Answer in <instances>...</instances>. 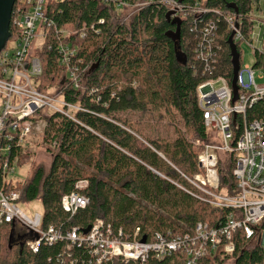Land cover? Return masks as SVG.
<instances>
[{
	"label": "trees",
	"instance_id": "16d2710c",
	"mask_svg": "<svg viewBox=\"0 0 264 264\" xmlns=\"http://www.w3.org/2000/svg\"><path fill=\"white\" fill-rule=\"evenodd\" d=\"M168 1L180 5V11L165 0L46 1L45 14L53 25L47 28L38 53L42 70L37 89H62L64 100L79 104L84 111L76 114L78 122L39 111L40 116L31 121H45L42 139L52 155L48 171L38 167L21 184L0 180L5 192H20L19 202H40L43 229L53 225L62 233L73 227L83 231L99 218L114 230L131 232L139 227L140 235L150 240L156 233L167 238L181 235L198 221L215 225L228 212L188 193L198 191L181 175L191 177L199 172V150L194 145L210 140L196 94L204 78L200 73L203 62L193 51L198 39L190 28L197 6L208 9L207 16L214 22L220 19L214 37L217 66L213 73L231 80L227 44L231 30L224 17L235 15L247 36L252 27L247 18L252 0ZM139 3L138 12L128 22L120 21L119 9ZM16 7L17 1L9 25L11 39L19 36L14 23ZM175 17L181 21L177 40L168 35L175 30L171 23ZM82 25V35L65 38L56 33L63 26L80 32ZM59 43L76 49L72 60H81L79 69L87 66L79 88H71L64 79L66 68L56 49ZM248 115L264 121V98ZM30 156L13 142L5 159L10 165L16 160L20 166ZM231 164L225 172L218 165L220 186L230 191L236 188L232 159ZM80 180L87 181L77 191L88 204L71 217L60 199L76 190L74 185ZM19 227L0 224V264H79L81 257H89L83 247L69 248L66 239L42 244L33 253L25 245L30 234ZM234 242L232 254L203 257L196 264H223L229 258L234 264H264V249L256 240H247L238 232ZM137 264H184V260L174 252Z\"/></svg>",
	"mask_w": 264,
	"mask_h": 264
},
{
	"label": "built area",
	"instance_id": "2783aa9c",
	"mask_svg": "<svg viewBox=\"0 0 264 264\" xmlns=\"http://www.w3.org/2000/svg\"><path fill=\"white\" fill-rule=\"evenodd\" d=\"M14 23L19 36L6 41L0 51V180L4 181L3 172L13 171L5 159L10 144L26 146V139L31 133V118L43 114L59 113L78 122L76 114L84 109L75 103L64 100L62 89L49 88L45 92L37 89V78L42 66L38 53L42 49L47 28L53 22L45 14L47 0H15ZM14 2V5H15ZM175 11L180 5L165 0ZM124 5V3H122ZM121 4V5H122ZM13 5V6H14ZM13 9V8H12ZM206 8H194L195 19L190 32L195 34L197 42L194 53L203 62L201 76L204 77L196 88L197 103L202 112L204 127L210 133V140L202 143V151L197 156L199 172L187 177L181 175L196 188L198 193L187 191L214 207L228 209L224 217L215 225L198 221L190 230L181 235L167 238L160 233L154 234L150 240L140 235V228L127 232L122 228H114L105 224L102 219H95L87 232L76 227L62 233L56 226L41 227L42 214L27 216L18 207L20 192L16 189L5 192L0 186V224H13L23 227L30 238L25 245L36 253L42 244L51 245L58 240L66 239L68 247H83L89 257L79 260V264H137L145 262L150 256L161 259L171 253L178 252L183 256L184 264H196L200 258L212 257L216 254H232L235 250L234 237L238 232L247 240H256L264 249V121L250 118L249 111L264 98V7L260 0H252L251 10L247 18L252 25L247 36L243 35L235 15L224 17L228 28L234 31L233 41L236 46L240 42H251V36L258 32L260 49H254L255 60L252 64L240 63L237 71L236 99L233 100L231 80L224 75H214L217 66L214 37L218 30V22L207 16ZM237 24V27H235ZM242 26V25H241ZM80 32L63 26L56 29L62 37L82 35ZM58 31V32H57ZM41 40L37 52L32 53L35 42ZM62 55L59 62L66 68L67 85L79 88L87 70V66L79 69L80 59L76 49L69 44H56ZM239 52V51H238ZM72 60V61H71ZM72 63V64H71ZM199 144V142H197ZM225 155L232 159V176L236 180L235 190L221 188L218 161ZM12 183V182H11ZM175 185L179 186L175 183ZM87 186L86 180L77 181L74 191L64 194L61 207L71 217L86 207L88 199L78 193V189ZM74 264V262H70Z\"/></svg>",
	"mask_w": 264,
	"mask_h": 264
},
{
	"label": "rangeland",
	"instance_id": "374dc122",
	"mask_svg": "<svg viewBox=\"0 0 264 264\" xmlns=\"http://www.w3.org/2000/svg\"><path fill=\"white\" fill-rule=\"evenodd\" d=\"M260 4L262 7H264V0H260ZM141 3L135 4L133 6L126 7L125 9H119L120 12V21L128 22L130 18L133 17V15L138 12ZM258 32L255 30V33L251 36L252 41L251 42H240L238 45V51L240 54V63L243 65L246 64H252V62L255 60L254 56V49H260L261 48V42L258 39H261L258 37ZM41 40H37L35 42V47L32 51V53H36L38 46L40 45ZM264 80H261V82ZM56 87H52V89H55ZM45 127V121L38 119L35 120L32 123V129L31 133L29 134L28 138L26 139L27 145L23 148L26 152H29L31 154L28 162H23L20 166L17 165V162L15 161L13 166V171L7 172L6 170L3 172V180L4 181H11L14 183L21 184L23 180L28 179L34 170L38 167H43L45 171H48L51 161H52V155L47 153L45 150V144L42 139V129ZM210 136V133H209ZM203 142H199V144H196L194 146L197 147L199 150V153L202 151ZM198 153V154H199ZM222 159L221 161H218L219 167H224L223 172H225L229 165L231 164V160L227 159L225 155H221ZM232 165V164H231ZM220 171V170H219ZM188 176V175H187ZM188 182V180H187ZM189 183V182H188ZM190 184V183H189ZM191 185V184H190ZM192 186V185H191ZM193 187V186H192ZM194 188V187H193ZM196 189V188H195ZM196 192V191H195ZM18 207L21 209L22 212H24L27 216L31 217L34 213H43L42 206L39 201H29V202H18ZM17 228H20L17 225ZM234 259L229 258L227 259L223 264H234Z\"/></svg>",
	"mask_w": 264,
	"mask_h": 264
},
{
	"label": "water",
	"instance_id": "95a60500",
	"mask_svg": "<svg viewBox=\"0 0 264 264\" xmlns=\"http://www.w3.org/2000/svg\"><path fill=\"white\" fill-rule=\"evenodd\" d=\"M15 0H0V51L4 47L6 41L10 37L9 25L11 19L12 8ZM172 24L175 25L174 31H169L168 35L173 39L177 40L180 36V25L181 21L175 17L171 21ZM237 27V24H235ZM234 31H231L227 44L229 46L230 57H231V65H232V77H231V87L233 90V100L236 99L237 86H236V77L237 71L239 69V52L237 50L236 44L233 41ZM90 227V226H89ZM83 230V233L87 232L88 228ZM142 241H145V236L142 237Z\"/></svg>",
	"mask_w": 264,
	"mask_h": 264
}]
</instances>
